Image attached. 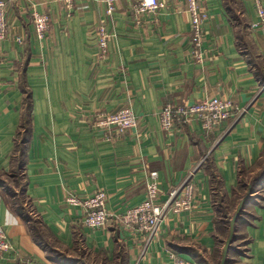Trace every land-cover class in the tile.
Returning a JSON list of instances; mask_svg holds the SVG:
<instances>
[{
  "label": "crops",
  "instance_id": "0c3cea01",
  "mask_svg": "<svg viewBox=\"0 0 264 264\" xmlns=\"http://www.w3.org/2000/svg\"><path fill=\"white\" fill-rule=\"evenodd\" d=\"M4 1L0 230L14 252L0 264H264V30L256 0H196L208 17L201 63L191 54L186 0H164L166 10L141 16L136 0H116L102 59L100 0ZM34 12L50 18L45 40L35 36ZM209 98L232 100L236 117L208 133L194 122L160 127L164 106ZM124 108L135 128L106 140L94 116ZM151 172L158 205L188 177L194 189L191 208L168 210L148 244L114 224L82 226L81 209L67 203L102 190L107 212L122 214L145 200ZM19 191L29 213L17 205Z\"/></svg>",
  "mask_w": 264,
  "mask_h": 264
},
{
  "label": "built area",
  "instance_id": "2783aa9c",
  "mask_svg": "<svg viewBox=\"0 0 264 264\" xmlns=\"http://www.w3.org/2000/svg\"><path fill=\"white\" fill-rule=\"evenodd\" d=\"M187 1V12L190 15V32L192 58L196 63L203 61L202 42L204 37V24L208 20L205 11L197 4L196 0ZM104 6L103 20L96 29L97 49L99 59L107 53L109 40L114 36L105 29V22L110 20L115 12L116 0H100ZM168 8L164 0H136L133 11L137 16L157 13ZM258 18L257 27L264 30V5L261 0L254 4ZM6 4L0 0V42L5 37L7 23L5 18ZM32 23L35 36L38 40H45L49 30L50 19L47 14L34 12ZM238 113L235 104L230 99L209 98L187 105H166L158 113L159 125L162 130L170 132L176 124L194 122L201 131L208 133L220 126L224 121L233 119ZM137 119L131 109L124 108L116 114H98L92 120V126L104 133L106 140L116 139L127 131L135 128ZM157 173L149 174L146 185L145 200L139 205L122 214L111 215L106 210L107 196L104 191L97 190L91 196L80 200L70 196L67 203L81 209V224L90 230H99L109 224H114L134 238L142 239L146 244L151 242L157 229L168 210L179 213L191 208L193 199V183L188 177L183 184L168 194L164 204L156 203L158 198ZM14 248L9 238L0 230V260L8 253H13ZM175 264H190L187 261L175 258Z\"/></svg>",
  "mask_w": 264,
  "mask_h": 264
},
{
  "label": "rangeland",
  "instance_id": "374dc122",
  "mask_svg": "<svg viewBox=\"0 0 264 264\" xmlns=\"http://www.w3.org/2000/svg\"><path fill=\"white\" fill-rule=\"evenodd\" d=\"M3 2L6 4V2L3 0ZM6 13H7V6H6V12H5V18H6ZM49 17V16H48ZM50 19V18H49ZM6 23H7V20H6ZM49 28H50V23H49ZM242 28V27H241ZM7 30H8V23H7V29H6V32H5V37H4V39L6 38V35H7ZM3 39V40H4ZM1 43V42H0ZM122 110V109H121ZM120 111V110H119ZM118 111V112H119ZM118 112H116V113H118ZM116 113H113V114H116ZM22 179L21 178H19V181H21ZM242 182H245V181H247L248 180V178H247V176H243L242 177ZM8 190H10V193L11 194H13V188H8ZM174 190V189H173ZM18 191V190H17ZM172 191V190H171ZM240 191V190H239ZM170 193V192H169ZM240 194H242V192H240ZM216 202L218 203V204H220V200H219V198H216ZM26 202L24 201V199L22 198V196H21V194H20V191H19V195H18V198H17V205H20V206H22V209H24L25 210V212H28L29 211V209H28V204L26 203ZM25 204V205H24ZM24 205V206H23ZM229 212H231V210H229ZM29 213V212H28ZM222 219H221V221L223 222V221H225L226 219H225V217H221ZM227 221V220H226ZM6 235V234H5ZM8 238V237H7ZM236 245L237 246H239V250H241L243 247H244V243H241V240L240 241H237L236 242ZM235 252H240V251H236L235 250Z\"/></svg>",
  "mask_w": 264,
  "mask_h": 264
},
{
  "label": "trees",
  "instance_id": "16d2710c",
  "mask_svg": "<svg viewBox=\"0 0 264 264\" xmlns=\"http://www.w3.org/2000/svg\"><path fill=\"white\" fill-rule=\"evenodd\" d=\"M23 130H25V127H23ZM21 162V161H20ZM259 180L263 179L264 178V171L262 172V174L258 177ZM255 189V188H254Z\"/></svg>",
  "mask_w": 264,
  "mask_h": 264
}]
</instances>
